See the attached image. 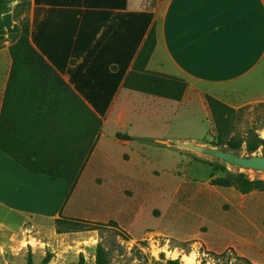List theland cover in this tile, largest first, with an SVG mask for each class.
Returning a JSON list of instances; mask_svg holds the SVG:
<instances>
[{
    "label": "rangeland",
    "instance_id": "374dc122",
    "mask_svg": "<svg viewBox=\"0 0 264 264\" xmlns=\"http://www.w3.org/2000/svg\"><path fill=\"white\" fill-rule=\"evenodd\" d=\"M31 1L21 0L15 6L14 19L0 24L2 69L6 50L21 34L22 18H30ZM118 98L102 128L104 143L95 167L69 195L63 212L67 218L97 223V229L60 234L47 218L6 216L10 213L8 201L25 192L30 205L51 210L61 186L36 185L0 159V264H43L46 258L50 259L47 264H96L99 245L108 264H168L169 260L264 264V191L242 194L210 183L218 165L252 179H264V172L168 143L214 146L215 126L207 103L169 100L125 88ZM263 103L235 107H245L237 126L239 133L252 128L264 137ZM119 132L133 134V142L121 143L116 136ZM234 151L241 155L264 153L262 149L249 152L246 144ZM120 170V176L112 174ZM96 174L101 176L98 180ZM192 255L193 262L187 263L184 258Z\"/></svg>",
    "mask_w": 264,
    "mask_h": 264
},
{
    "label": "trees",
    "instance_id": "16d2710c",
    "mask_svg": "<svg viewBox=\"0 0 264 264\" xmlns=\"http://www.w3.org/2000/svg\"><path fill=\"white\" fill-rule=\"evenodd\" d=\"M104 1L35 0L36 7L43 3L64 6L54 10L65 17L64 24L45 26L35 19L31 29L24 22L21 34L10 46L13 64L0 115V150L31 172L69 181L72 186L68 196L97 144L103 119L124 78L127 89L175 101L183 100L188 87L182 78L147 70L157 45L156 28L149 30L153 12H121L112 19L104 15L107 17L103 16L100 23L90 28L86 25L92 11L114 13L100 10ZM110 1L118 7V0ZM127 3L121 0L120 5L123 8ZM118 37L120 50L109 49L110 39ZM206 103L215 126L212 145L239 150L246 144L249 152H264V137L256 129H248L245 134L237 130L245 107L235 108L211 95L206 96ZM116 136L134 139L121 132ZM220 171L227 169L223 165L215 167L211 185L232 187L242 194L264 191V179H252L243 172L214 177ZM97 225L67 218L62 212L55 220L60 234L93 230ZM49 260L46 258L43 264ZM108 263L99 245L96 264ZM168 264L182 263L169 260Z\"/></svg>",
    "mask_w": 264,
    "mask_h": 264
},
{
    "label": "crops",
    "instance_id": "0c3cea01",
    "mask_svg": "<svg viewBox=\"0 0 264 264\" xmlns=\"http://www.w3.org/2000/svg\"><path fill=\"white\" fill-rule=\"evenodd\" d=\"M120 2L121 0H118L119 5L116 7L110 0H105L102 7L104 9L100 10L114 13L92 11L85 21L86 25L90 28L91 25L100 23L104 15L112 19L116 18V13L120 15L121 12H153L154 19L149 30L153 26L156 28L157 45L147 64V70L186 80L188 87L181 102L188 99L206 102L207 95L214 96L233 107L264 102V0H128L123 8ZM20 3L21 0H12L5 5L0 3V24L7 23L10 17L14 19L15 6ZM28 6L30 18L24 16L22 20L28 22L31 29L35 19L45 26L56 27L64 24L65 17L54 11L64 6L43 3L36 7L35 0ZM110 41L107 44L109 49L117 47L120 50L119 37ZM143 43L140 44L139 51ZM10 46L6 50V66L4 69L0 67V115L13 64ZM138 53L132 60L128 72L133 69ZM64 78L69 80L68 76ZM124 82L125 78L103 119L102 128L116 106L121 89L125 88ZM118 118L122 120V114H118ZM125 134L134 136L128 132ZM104 137L101 130V135L86 161L76 187L86 173L95 167ZM118 140L125 145L133 142ZM0 152V159L8 166L16 167L22 176L31 179L34 184L48 182L52 186L53 184L61 186L51 210L42 211L30 205L28 194L25 192L8 201L10 213L6 216H12L11 213L18 216L31 214L35 219L43 217L55 224V220L64 212L72 184L65 179L31 172L2 150ZM112 174L120 176L122 170L114 171ZM94 177L98 180L101 176L96 174ZM36 179L41 181L38 183ZM56 180H65L67 184L64 186Z\"/></svg>",
    "mask_w": 264,
    "mask_h": 264
},
{
    "label": "water",
    "instance_id": "95a60500",
    "mask_svg": "<svg viewBox=\"0 0 264 264\" xmlns=\"http://www.w3.org/2000/svg\"><path fill=\"white\" fill-rule=\"evenodd\" d=\"M175 146L192 150L194 152L221 159L229 164L247 170L264 172V153L241 155L234 150H226L218 146L200 144L196 142H168Z\"/></svg>",
    "mask_w": 264,
    "mask_h": 264
},
{
    "label": "bare ground",
    "instance_id": "6f19581e",
    "mask_svg": "<svg viewBox=\"0 0 264 264\" xmlns=\"http://www.w3.org/2000/svg\"><path fill=\"white\" fill-rule=\"evenodd\" d=\"M185 260H187L186 262L187 263H192L193 262V260H194V256L192 255V256H187L186 258H184Z\"/></svg>",
    "mask_w": 264,
    "mask_h": 264
}]
</instances>
